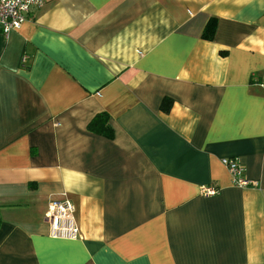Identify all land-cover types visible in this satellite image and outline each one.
<instances>
[{
    "label": "crops",
    "instance_id": "1",
    "mask_svg": "<svg viewBox=\"0 0 264 264\" xmlns=\"http://www.w3.org/2000/svg\"><path fill=\"white\" fill-rule=\"evenodd\" d=\"M55 198L80 237L50 235ZM0 264H264V0H45L0 28Z\"/></svg>",
    "mask_w": 264,
    "mask_h": 264
},
{
    "label": "built area",
    "instance_id": "2",
    "mask_svg": "<svg viewBox=\"0 0 264 264\" xmlns=\"http://www.w3.org/2000/svg\"><path fill=\"white\" fill-rule=\"evenodd\" d=\"M45 0H0V28L4 34L19 28L26 19L27 13L34 7H40ZM233 185L251 186L254 183L244 175V165L234 157L222 159ZM219 189L212 185H201L202 196L218 194ZM50 227V235L57 238L76 239L80 237L79 227L74 217V205L69 199L55 198L48 204L45 213Z\"/></svg>",
    "mask_w": 264,
    "mask_h": 264
},
{
    "label": "trees",
    "instance_id": "3",
    "mask_svg": "<svg viewBox=\"0 0 264 264\" xmlns=\"http://www.w3.org/2000/svg\"><path fill=\"white\" fill-rule=\"evenodd\" d=\"M215 31V23L214 21H210L207 23L206 27L204 28L202 37L206 39H212ZM167 109V108H166ZM108 114L106 113H99L96 114L92 120L88 123L87 128L88 130L103 134L107 137H112V129L107 124Z\"/></svg>",
    "mask_w": 264,
    "mask_h": 264
}]
</instances>
